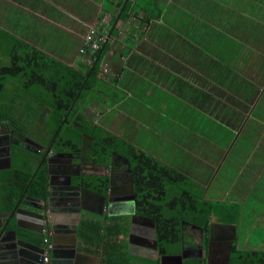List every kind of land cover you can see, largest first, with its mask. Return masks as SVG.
<instances>
[{"label": "crops", "instance_id": "0c3cea01", "mask_svg": "<svg viewBox=\"0 0 264 264\" xmlns=\"http://www.w3.org/2000/svg\"><path fill=\"white\" fill-rule=\"evenodd\" d=\"M131 1L132 6L128 9L129 16L126 19V23L127 21H130L132 17L138 16L134 14L135 10L137 12L139 11V16L143 18H145L146 15L144 10H139L136 6L135 1L137 0ZM181 1H184V4L187 2V0H158V2L154 4L155 9L162 8L163 11L161 12V17L157 20L152 18L151 23L153 20L159 21L162 18L163 13H165V10H168L169 12H172L171 16H169V20H172V24L168 23V28L171 25L173 26V21L179 20L175 12V5L182 4ZM0 2V30H4V32L7 33V35L5 34V37H16L24 43L35 46L42 52L49 54L56 59L65 61L66 64L73 68H76L83 63L85 64L78 54L79 48L81 47L88 30L90 28H96L99 31V34L104 37L100 48V53L102 54V58L100 59L101 67H107L106 69L109 67L110 70L114 72L113 76L115 77L110 80L105 79L101 74L102 71H99L98 79L101 81V84H97V86H99L98 88L102 91V96L100 102L92 100L91 104L95 105L96 108H99L98 110L102 111L100 113L104 114L105 111H108V114H112L113 116L114 114L118 115L115 110L123 112V109H125L126 111H133V113L136 114L137 111L134 110L136 104L138 107L148 106L151 111H155L159 115V117L157 115L159 122L160 117L168 119L167 124L163 125L167 126V129L170 127L172 129V134H175L174 130H176V125H178L177 127L180 126L186 128L188 131L186 130L185 133L179 132L182 134L180 135V138L183 139L180 142H177L172 138H170L171 140L168 139L169 141H172V143H170V152L171 158L175 160L166 164L183 172L201 188H204L203 195L208 198H210L208 193L211 192L210 184L213 183L215 178H217L221 168L225 167V165H234L235 169H233V176L227 177L226 179L223 177L225 180L224 188L218 189L216 192L212 191L214 192L213 196L217 200H226L241 205V220L236 229V233L240 236L244 228L245 219H247L248 222H253L252 226L247 223V226H250L251 230H253L254 227L257 228L258 223L260 222V217L257 216V219L253 221L254 215L252 217L250 216L246 206L250 204L251 199L263 200V198L254 195V193H257L255 187L256 182L264 177V106L262 104L264 86L259 93H256L258 96L253 103L251 109L252 114H248V116L245 117L242 124L238 127L236 134L239 135H236L235 141L231 142L225 149L224 145H222L225 142L222 140L224 136L220 134L219 131L212 129L213 133H211L214 134V136H209L206 132L208 127L212 128V126H206L207 128H205L202 125H199L197 129L192 130L199 134V137H195L193 132L190 131L188 125L182 124L181 121L174 119V116H171V114L177 115V112H186V110L176 107L178 102H174L173 107L164 114L160 112L159 108L154 107L155 98L157 99L159 93L154 94L147 92V94L142 93L139 95L138 91H136L137 94L135 95L133 92L134 89H129L127 82L131 79L132 74H134L133 67L135 68L143 62L142 58L137 55L135 48L139 47V35H142L143 31L146 32L145 30L148 26L146 23L143 24L146 26L145 30L140 29V27H137L136 25L134 28V24L132 23L122 24V26H120L121 24H118L119 26H112L109 21L119 12V0H0ZM120 6H122V4ZM180 20L185 21V18H180ZM180 24L182 23L180 22ZM185 30L186 29H184L183 32ZM114 31L117 32L113 33ZM150 31L152 32V29ZM106 43H108L109 48L108 46L105 47ZM85 66L86 65H84V70L86 69ZM171 67L174 68V65ZM178 68L177 70H179ZM166 70H168L170 75H173L172 80L177 79L183 81V83L188 81L187 78L181 77L179 74V76H177L176 72H169L170 69ZM180 77L184 80L180 79ZM115 78H119L116 86L114 84ZM188 83H190L188 89H181L185 94L186 92L192 93V91H194L190 89L192 83ZM138 90L141 93L142 90ZM185 94L180 95L184 97ZM207 94L206 88L202 87V85L199 86L200 100H202V97L205 98ZM99 95L100 94H97V96ZM189 97H191V95ZM113 98L115 103L108 105V101H111ZM149 101H152V103H149ZM257 106L261 108L260 111L263 113L258 112ZM194 110L201 115L199 107L197 108L196 106V109ZM149 111L150 110H148V112ZM187 111H189V108ZM123 113L125 114V112ZM240 113L243 112L235 113V117H239ZM140 116L141 115H139L138 118H134V120L140 122V124L144 126V123H146L147 120H143V115L142 117ZM181 118H185V115ZM154 120L155 119L152 120V124L156 123ZM102 123L103 124H96L118 137L131 141L138 148L148 153L150 152L149 154L152 153L151 155L161 149L155 142L151 145L149 144L150 146H147L146 140L139 145L138 143H134V141H132L133 136L129 134L130 132L128 133L125 131L122 125H120L118 129L116 128L115 122L102 121ZM193 127L196 128L197 125L193 124ZM9 130H11L10 127H5L3 123L0 122V133ZM220 130L223 131L222 129ZM11 132L15 133V130H11ZM11 132L10 134H12ZM39 132L36 131L34 135L28 133V137L35 142L30 143L28 145L29 148L24 146L20 147L34 153L35 155H43L46 159L45 163H41L40 166H46L50 173L49 194L44 198L32 193L30 194L29 190L26 189L19 198H14L12 196L7 199V197L2 196V192L0 191V210H2L0 211V264H41L43 250L45 249L43 242L48 236L49 239L57 240L60 249L62 250H60L62 255L59 254L53 257L54 264H74L72 262L73 258L66 256L64 253L73 242L75 243V231L78 235L83 221H97L98 219H102L103 221L101 222H103L104 226L109 225L112 221L120 224L123 223L124 225L126 223V236L128 235L129 230L128 217L131 218V224L135 230L141 229L144 231V229L149 228L145 222H148V220L138 218L140 216L134 214L130 216L126 213L130 211V209L131 212H133L134 208L132 207L126 186L123 187L124 183H121L123 180L120 177H122L125 172L127 164L123 159L112 154L108 159L102 160V158L96 160L90 151L91 148L87 149L84 144L82 145V152L80 153L58 151L54 149L53 142L50 143L47 141L46 135L48 132H41L43 135ZM190 133H192V135ZM187 137H192L191 139L193 142H199L202 146H205L206 148L201 146L199 151H205L206 156L208 150L210 151L209 154H217V156L221 155V161L218 162L221 166L216 170V176L214 173H209L216 164L212 163L208 157L204 159L198 156L202 162V165H200L201 162L198 164H191L190 162L186 163V161L184 162V159L175 154L177 153L178 150L176 149L178 148L185 150V152L190 150L183 147L187 144ZM240 140H243L245 143L241 145ZM90 143L92 144V142ZM13 147L14 146L11 148L13 149ZM8 148L10 147H4L3 149L0 148V172L12 168H8V164L6 163ZM85 150H88L87 153ZM256 156H259V160L255 162L254 159ZM233 157H235V161ZM57 158L68 159L69 162H67L66 166H58L55 163ZM156 158L159 159L158 157ZM224 159L228 162L225 163ZM48 160H50V163ZM115 161L117 164L122 163L123 166H119L116 168V171L112 173L110 168L113 169L115 167ZM35 167H37V165H35ZM82 174L101 175L106 176L109 179L111 192H109L110 189L108 187L106 204H103L101 199L94 194L82 193L81 189L84 187L73 181V179ZM198 175H203L204 178H207L206 176L210 175L211 183L208 186L200 183L199 180L203 177H198ZM68 177H71V184L75 187H69V184H67ZM19 178L20 174L15 173L9 180L10 182H13L19 180ZM51 178H53L52 184ZM119 179L122 181H119ZM239 182L244 183V185L241 184V186H238L240 184ZM2 184H4V181H0V187H3ZM1 189L3 191V188ZM246 190L248 191L245 193ZM32 197L39 198L42 201L35 200ZM74 199H78L80 203L84 204L83 206L87 208L86 210L83 209L79 215L71 210L75 208V205L71 203V200ZM79 201H75V203L78 204ZM9 207L11 209L7 210ZM15 211L17 214H14ZM263 213L264 208L260 209L259 215L261 214V216H263ZM41 216H44V218L42 219ZM134 218L138 219V222H136V219ZM221 223L231 224L227 222ZM184 228H188L193 234L199 231L203 234L201 227L190 223L183 222L182 229ZM14 231H17L18 233L17 239L15 238ZM39 231L43 233L39 234ZM122 237L123 236L114 238L113 241H118V249L119 247L121 248L124 246L122 248H125L124 250H126V240L125 237L124 240ZM33 239L36 241H33V244L35 245L21 242L22 240L30 241ZM183 239L186 241L187 236L184 235ZM151 244L153 245L155 253L153 256H146L143 254H141L142 256H135L129 254L135 256L141 264H152L149 262L160 264V258L159 256L157 257L155 252L154 242ZM242 244H249L248 236L247 238L244 237ZM137 245L139 246L140 243L137 242ZM102 249L103 250L101 251L95 246L92 250L84 248L83 251L81 250V258L86 264H90V262L94 264L96 261L98 263L103 262V259H105L103 253L106 252L107 247L105 249L104 246ZM149 252L153 253V251ZM215 252L218 253L217 250H215Z\"/></svg>", "mask_w": 264, "mask_h": 264}, {"label": "trees", "instance_id": "16d2710c", "mask_svg": "<svg viewBox=\"0 0 264 264\" xmlns=\"http://www.w3.org/2000/svg\"><path fill=\"white\" fill-rule=\"evenodd\" d=\"M156 2L158 0L135 1L139 10L142 9L146 13L145 18L140 16L143 19H140L139 23L149 26L152 18L157 20L161 17L163 10L155 9ZM131 6V0H119L120 9L109 21L111 25L126 24L128 9ZM138 12L135 10L134 14L139 16ZM255 26L250 25L248 29ZM259 26L258 28H264V22ZM142 30H145V27ZM144 33L143 31V34L139 35L140 39ZM5 34L7 35L4 30H0V122L5 127L34 135L38 131V120L47 107L61 119L55 130L46 135L47 141L54 143L55 150L80 153L84 142L89 141L94 145L90 151L96 160L108 159L113 153L126 157L130 162L133 178L134 212L154 220L157 244L162 255L181 253L183 222L203 229L205 248L208 247L209 231L213 222H227L238 227L242 209L240 204L205 197L204 188L183 172L138 148L131 141L101 128L84 116L81 108L87 107L92 100L100 102L102 96V91L97 86L101 84L98 79L101 51L97 52L98 57L94 59V64L90 68L85 66L84 70V63L73 68L35 46L16 37H5ZM239 43L241 48L245 47V43ZM106 46L109 48L108 43ZM246 49L240 51V56L246 54ZM228 55L232 56L230 52ZM3 58H6L7 62L4 63ZM241 74V70L235 73V90H240L244 99L256 95L252 94L256 90L254 84ZM117 81L119 78H115V86ZM187 84L188 89L190 83ZM114 103V98L108 101V105ZM202 103L203 101H200V105ZM43 158V155H35L20 146H14L12 168L0 172V181H4L3 187H0L2 196L7 199L12 196L19 198L28 189L30 194L47 197L50 173L46 166H40ZM15 173L20 174L19 180L10 182L9 179ZM73 181L95 193H108L109 179L106 176L82 174ZM10 209L9 207L7 210ZM101 220L83 221L78 232L79 239L92 245L104 244L107 239L105 264H141L135 256L122 248L124 246L118 249V241H113L114 238L126 236L125 225L112 221L104 226ZM239 236L236 233V238L231 244L228 264H264V249L251 248L248 247L249 244L240 246ZM183 264L206 262L205 259L197 258L184 260Z\"/></svg>", "mask_w": 264, "mask_h": 264}, {"label": "rangeland", "instance_id": "374dc122", "mask_svg": "<svg viewBox=\"0 0 264 264\" xmlns=\"http://www.w3.org/2000/svg\"><path fill=\"white\" fill-rule=\"evenodd\" d=\"M181 2L182 4L175 5V12L179 20H174L173 26L171 25L169 28L168 23L172 24L169 16L172 12L168 10H165L159 21L153 20L148 27L143 25L144 23L139 24V20L143 19L140 16L132 17L130 21H127L126 24L132 23L134 28L135 25L139 26L140 29L146 27V32L139 41V47L135 48L137 55L142 58L143 62L135 68L133 67L134 74H132L127 84L130 90L134 89L135 95L137 94L136 91L139 95L142 93L147 94V92L159 93L157 99L155 98L154 107L159 108L160 112L164 114L173 107L174 102H178L176 107L186 110V112H177V115L171 114L174 119L188 125L190 131L197 129L199 125L205 128H207L206 126H212V128L208 127L206 132L209 136H214L212 131L214 129L219 131L224 136L222 140L225 142L222 145L226 149L231 142L235 141L236 135H239L236 134L239 125L242 124L248 114H252L251 109L258 96L253 95L245 99L242 98L240 90H235L237 89L234 82L237 80L235 78L236 71L241 70V75L247 78L251 84H254L256 90L252 94L259 93L264 86V28H258L260 27L259 24L264 22V0H187L185 4L184 1ZM180 18H185V21H181ZM253 24L257 27L255 26L249 30V26ZM184 29L186 30L183 32ZM235 41L237 42L236 45ZM240 41L245 43L244 46L247 49L243 46L241 48ZM244 48L247 50L246 54L240 56V51H245ZM229 52L232 56L228 55ZM3 59L4 63L7 62L6 58ZM173 65L174 68L171 67ZM106 68L100 69L102 76L108 80L114 78V72L109 67ZM166 69H170L169 72H176L177 76L181 75V77L187 78L188 81L180 84L183 81L172 80L173 75H170ZM181 77L180 79L184 80ZM188 82L192 83L190 89L194 91L185 94L181 89L187 88ZM201 85L206 88L208 93L205 98L202 97V100H200L199 95V86ZM138 89L142 90L141 93ZM180 94L185 95L183 97ZM190 95L191 97H189ZM200 101H203L202 105H200ZM149 103H152V101H149ZM262 104L264 106V96ZM196 106L200 108L201 115L195 112ZM188 108L189 111H187ZM98 109L91 103L87 107L81 108L84 116L94 123L103 124L102 121H112L115 122L118 129L122 125L125 131L130 132L129 134L133 136L132 141L138 143V145L144 140H146L147 146L154 142L157 143L161 149L153 155L164 163L169 164V162L175 160L171 158L170 143L172 141L169 140H171L170 138L177 142L183 140L180 138V135H182L180 133H185L186 128L177 127L178 125H176V130L173 129L175 134H172V129L170 127L167 129V126L163 125L167 124L168 119L160 117V123L158 121L159 115L155 111H151L148 106L138 107L136 104L134 107V110L137 111L136 114L125 109H123L125 114L120 110H115L118 115L114 114V116L108 114V111L102 114L100 113L102 111ZM148 110L150 111L148 112ZM257 110L263 113L260 111L259 106H257ZM234 111L236 113L242 111L243 113H240V116L238 114L239 117H235ZM139 115H141L140 117L143 115V120H147L144 126L134 120ZM184 115L185 118H181ZM153 119L156 122L154 124H152ZM60 121L61 119L46 107L38 120L37 132H53ZM193 124H196L197 127H193ZM190 134L192 135V133ZM193 134L195 137H199L198 133L193 132ZM191 138L187 137V144L183 146L185 149L190 150L185 152V150L178 148L175 154L184 159V162H190L191 164L201 162L198 156L204 159L208 157L212 163L216 164L209 173H214L216 176V170L221 166L220 163L218 164L221 161V155L209 154L210 151L208 150L206 156L205 151H199L202 146L201 143L193 142ZM244 143L242 140L241 145ZM84 146L87 149L94 147L89 141L84 142ZM202 147L206 148L205 146ZM85 151L87 153L88 150ZM233 159L235 161V157ZM254 160L255 162L258 161L259 156H256ZM224 162L227 163L228 161L224 159ZM200 165H202V162ZM233 169H235L234 165H225L221 168L213 183L210 181V175H207V178L198 175V177H203L199 180L200 183L206 186L211 183V192L208 193L210 198L216 199L213 196L214 192L224 188V178L233 176ZM239 183L238 186L244 185L242 182ZM255 187L258 194L254 193V195L263 198V200L251 199L250 204L246 207L250 216L254 215L253 221L258 216L260 222L257 228L254 227L251 230L247 223L252 226L253 222H248L245 219L244 228L238 241L240 246H243L244 237L247 238L248 236V247L264 249V213L263 216L259 215L260 209L264 208V177L256 182ZM190 233L186 231L187 242H193L194 240L191 236L193 233ZM192 242H189V247L194 246Z\"/></svg>", "mask_w": 264, "mask_h": 264}, {"label": "flooded vegetation", "instance_id": "af4514ba", "mask_svg": "<svg viewBox=\"0 0 264 264\" xmlns=\"http://www.w3.org/2000/svg\"><path fill=\"white\" fill-rule=\"evenodd\" d=\"M10 132H11V130H9L7 132L3 131L2 133H0V148L1 149H3L4 147L7 148L9 146H11V147L12 146H24L26 148H29L28 145L30 143H35L32 139H30L28 137L27 134H23V133L18 132V131H15V133L11 132L12 134H10ZM55 161H56L55 163L58 166L59 165L60 166H66L67 162H69L68 159H60V158H57ZM114 163H115V165H114L115 167L113 169L110 168L112 173L115 172L116 168H118L119 166H123L122 163L121 164L120 163L117 164L116 161ZM128 171H129V167L126 164V170L123 173L122 177H120L123 181L119 179V181H122L121 183H124L123 187L126 186L127 193H129V187H130V186H128L129 185V175H128L129 172ZM128 196L130 197V195H128ZM77 200H75V199L71 200L72 201L71 203L73 205H75L76 204L75 201H77ZM131 203H132V207L134 208V205H133L134 201L131 200ZM77 206L79 207L81 205L78 203L77 205H75V207H77ZM71 210L74 213H76L74 209H71ZM126 213H127V215H130V216L132 214L140 216L139 218L143 219V217L141 215L136 214L134 212V210H133V212H131V209H130V211H128ZM128 219H129V224H128L129 230H128V235L125 237L126 246H127L126 250L129 253L131 251V252H134L136 254H143V255H146V256L152 255L153 256L155 253H154L153 245L151 243H153L154 242L153 240H155L156 228H155V232H154V229H153V227L151 225H149V222L145 221L149 228L144 229V231L141 230V229H136L135 230L133 228L132 224H131V218L128 217ZM134 219H136V218H134ZM101 221H103V220H101ZM136 222H138V219H136ZM185 223H187V222H185ZM102 224H103V222H102ZM125 225H127V224L125 223ZM186 231L190 232V230L188 228H184L183 229L182 242H181V252L183 251L184 256L186 257V260L187 259L200 258V259H205L206 264H226V260H225V257H224V251H225V245L226 244H225V239L224 238H222V239L221 238L214 239L212 246H210V252H209L208 251L209 250V244H208L207 248L204 247V239H203L204 238V236H203L204 235V231H202V229H201V231L203 232V234L200 233V231L197 232V233H194L193 235H191L194 238L193 242L192 241H188L187 244H186V241L183 239V236L186 234ZM48 237L43 242V245L45 246V249L43 248L44 249V253L42 255L41 264H53V257H55L56 255H59V254L62 255V252H61L62 250L60 249V245L58 244L57 240L51 239V238L49 239ZM122 238L124 240V237H122ZM30 241L33 242L35 240L33 239V240H30ZM106 242H107V239L104 241V244L101 243L99 245H94V244L92 245V244L86 243L83 240H80L79 236L77 235V239L75 240V243L73 242L67 248V250L65 251L64 254L66 256H69L70 258H73L72 262L77 261L79 263L86 264L85 261L82 260V258H81L82 257L81 256V252L84 250V248H86L87 250L88 249L92 250L94 248V246H95V247L99 248L102 251L103 250L102 247L105 246V249L107 247L105 245ZM137 242L140 243L139 246L137 245ZM189 242H192L194 244V246L193 247H189ZM232 242L233 241H231V244H232ZM157 246H158V244H157ZM156 250H158L159 255L161 256L162 254H160L159 247H157ZM156 250H155V252H156ZM215 250H217L218 253H216ZM149 251H153V253H150ZM208 252L210 254H208ZM103 254H104V258H105L106 254L105 253H103ZM171 255H180V254H171ZM104 260L105 259H103V262H100V263H98L96 261L94 264H105ZM168 262L169 261H166L165 264H168ZM90 264H93V263L90 262ZM227 264H228V262H227Z\"/></svg>", "mask_w": 264, "mask_h": 264}, {"label": "water", "instance_id": "95a60500", "mask_svg": "<svg viewBox=\"0 0 264 264\" xmlns=\"http://www.w3.org/2000/svg\"><path fill=\"white\" fill-rule=\"evenodd\" d=\"M9 147L10 148H8V154H7V158H6V163L8 164V168L12 167V148H11V146H9ZM113 155H116L119 158L123 159L127 163L128 167H129V171H128L129 172L128 173V175H129V186H130L129 195H130V200L134 201V198H135V196H134V185H133L132 172H131V168H130V162H129V160L126 157H123L120 154L113 153ZM45 161H46V159L44 158L42 163H45ZM48 161L50 163V160H48ZM52 179L53 178H51V184L53 183ZM67 184H69L70 188L75 187V186H73L71 184V177L67 178ZM109 189H110L109 192H111V184H109ZM81 191H82L83 194H85V193L94 194L95 196H97V197H99L101 199V202L103 204H106V200H107L106 195L95 193V192L90 191V190H88L86 188L81 189ZM33 199L38 200V201H42L39 198H33ZM77 201H79V200H77ZM79 204L81 206H79V207L77 206V207L73 208L75 210V212L77 213V215L81 214L83 209L84 210L87 209V208H85L83 206L84 204L80 203V201H79ZM75 205H77V204H75ZM14 214H17V212L15 211ZM134 217H136V216H134ZM41 218L43 219L44 216H41ZM143 219L148 220L149 224L153 227L154 232H155V223H154V221L151 220V219H148V218H144V217H143ZM236 229H237L236 225L224 224V223H216V222H213L211 224V226H210L209 240H208L209 250L208 251L210 252V246H212L214 239L224 238L225 239V244H226L225 245V251H224V257H225V260H226V264H227L228 259H229L231 241H234L235 238H236ZM42 233L43 232L39 231V234H42ZM14 235L16 236L15 238L17 239V237H18L17 231H14ZM220 235H222V236H220ZM2 237H3V234H2ZM74 237H75V240H76L77 239V232L76 231H75ZM21 242L25 243V244L35 245L31 241L22 240ZM154 247H155V250L158 247L157 246V238L156 237H155V240H154ZM209 252H208V254H210ZM43 253H44V250H43ZM130 254L135 255V256H142L141 254H136V253L131 252V251H130ZM156 255H157V257L160 256L158 250H156ZM160 257H161L160 258V264H165L166 261H169L168 264H174V263L175 264H183V260H186V257L184 256L183 251L180 253V255H163V256H160ZM73 263L74 264H82V263H79L77 261H74ZM53 264H54V262H53Z\"/></svg>", "mask_w": 264, "mask_h": 264}, {"label": "built area", "instance_id": "2783aa9c", "mask_svg": "<svg viewBox=\"0 0 264 264\" xmlns=\"http://www.w3.org/2000/svg\"><path fill=\"white\" fill-rule=\"evenodd\" d=\"M104 37L99 34L96 28H90L83 39L79 48V56L82 57L86 64H92L97 52L101 48Z\"/></svg>", "mask_w": 264, "mask_h": 264}, {"label": "clouds", "instance_id": "9594fccd", "mask_svg": "<svg viewBox=\"0 0 264 264\" xmlns=\"http://www.w3.org/2000/svg\"><path fill=\"white\" fill-rule=\"evenodd\" d=\"M99 51H100V50H99ZM99 51H98V52H99ZM78 54H79V52H78ZM97 55H98V54H97ZM96 57H97V56H95L94 59H96ZM81 59L84 60L82 57H81ZM94 59H93V61H92V64H86V63H85L84 65H86L87 67L90 68V67L94 64V63H93V62H94ZM101 68H102V67H101ZM101 68H100V69H101ZM99 71H100V70H99Z\"/></svg>", "mask_w": 264, "mask_h": 264}, {"label": "bare ground", "instance_id": "6f19581e", "mask_svg": "<svg viewBox=\"0 0 264 264\" xmlns=\"http://www.w3.org/2000/svg\"><path fill=\"white\" fill-rule=\"evenodd\" d=\"M161 256H163V255H161ZM160 257V256H159ZM161 258V257H160ZM46 261V260H45ZM71 263V262H70ZM61 264V263H60Z\"/></svg>", "mask_w": 264, "mask_h": 264}]
</instances>
